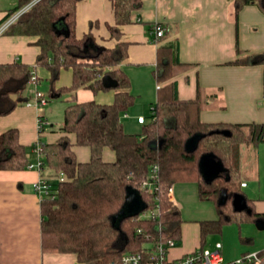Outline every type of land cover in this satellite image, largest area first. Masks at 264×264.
Masks as SVG:
<instances>
[{"label": "trees", "instance_id": "trees-1", "mask_svg": "<svg viewBox=\"0 0 264 264\" xmlns=\"http://www.w3.org/2000/svg\"><path fill=\"white\" fill-rule=\"evenodd\" d=\"M32 1L18 0L6 19ZM80 1L39 0L4 31L8 35L35 37L40 52L33 68L21 62L0 64V115L10 113L26 100L23 94L37 67L50 73L51 97L64 92L72 96L64 123L57 130L62 135L43 145L44 168L47 166L53 175L65 173L67 180L56 183L57 197L41 200L42 250L73 253L81 264H119L123 253L140 252L151 241L178 240L182 215L169 198L176 182L198 183L200 198L217 204L220 217L200 222L202 246L210 235L221 233L226 224L241 226L264 221V213L253 207L250 211H235L230 196L243 192L242 183L247 185L242 176L243 149L256 150L264 143V122L202 121L200 113L207 95L198 87L195 98L180 99L175 81H169L187 64L165 59L155 71L160 93L154 114L147 117L140 133L126 132L121 115L135 104L136 97L121 68L128 59V42L121 41V27L134 21L133 13L142 7V0H110L115 22L106 26L110 37L117 40L113 47L98 43L92 34L93 21L88 32L77 37L76 9ZM251 3L264 10V0H235L236 14ZM237 53L233 64H264V52H242L238 48ZM63 69L72 70V82L56 91ZM106 74L119 82L111 103L77 100L81 88L93 93L107 90L102 83ZM223 130L230 134H223ZM195 136V145L188 149V141ZM74 146L87 147L89 159L78 160ZM106 149L114 152V160L105 159ZM206 155L220 161L221 174L207 175L203 167ZM31 162L26 146L20 143L18 129L0 131V170H22ZM155 165L159 188L150 194L140 185ZM251 201L247 197L248 205ZM155 204L160 207L157 222L138 218Z\"/></svg>", "mask_w": 264, "mask_h": 264}, {"label": "crops", "instance_id": "crops-1", "mask_svg": "<svg viewBox=\"0 0 264 264\" xmlns=\"http://www.w3.org/2000/svg\"><path fill=\"white\" fill-rule=\"evenodd\" d=\"M18 0H0V25L13 10ZM235 0H142V7L133 13L134 21L122 26L121 41L128 42V59L121 64L130 81V90L135 95V104L122 114L121 120H129L140 129L127 131L140 133L148 121L151 108L155 107L159 95V83L155 76L158 64L163 60L187 64L173 76L180 99L197 96L198 87L207 95V101L200 118L208 123L264 122V64H233L238 48L242 52H264V10L256 3L242 7L238 14ZM96 22L92 34L100 45L113 47L117 42L110 37L106 24H114L115 17L110 0H82L76 9V35L82 37L89 30L90 22ZM170 28L163 37L156 39L154 24ZM35 37L24 35H0V64L21 62L36 67L40 49L34 43ZM66 85L72 82V70ZM38 88L43 77L49 78L46 68L37 67ZM27 90V89H26ZM115 88L93 93L81 88L77 92L79 102L95 100L109 104L114 99ZM33 93V91H32ZM26 100L33 95L26 91ZM15 98V96H13ZM72 100V96L70 95ZM25 101L8 114L0 115V131L16 128L20 143L26 146L29 159L34 162L36 154L33 145L38 140L37 120L42 116L49 121L51 109L28 105ZM149 110V114L147 112ZM146 117L145 123L138 121ZM40 137L43 143L59 139L62 133L54 130L53 124ZM63 125V124H62ZM61 125V126H62ZM124 125V123H123ZM60 126V127H61ZM125 129V128H124ZM71 140L74 136L70 134ZM261 148V144L258 146ZM77 159L86 161L90 157L87 147L74 146ZM105 159L114 160L115 154L105 150ZM42 172L53 176L47 166L43 171L25 168L22 170H0V264H81L73 253H54L42 250L41 200L34 184ZM248 180L253 181L248 183ZM241 193L247 201V210L253 207L264 213V159L259 158L257 174L246 180ZM255 188L259 195L255 196ZM192 194L197 199L196 182H176L172 186L170 200L179 207L183 220L184 202L190 196L177 193L178 190ZM250 194V195H249ZM263 194V195H262ZM211 202V201H208ZM233 202V197H232ZM212 203V202H211ZM205 218V217H199ZM213 219L217 220L215 216ZM201 219L183 220L178 245L171 249L172 258L180 257L199 247L214 248L222 243L224 258L231 261L242 254L264 249V227L256 223L226 224L217 238H207L202 246L200 237ZM212 236V235H210Z\"/></svg>", "mask_w": 264, "mask_h": 264}, {"label": "built area", "instance_id": "built-area-1", "mask_svg": "<svg viewBox=\"0 0 264 264\" xmlns=\"http://www.w3.org/2000/svg\"><path fill=\"white\" fill-rule=\"evenodd\" d=\"M39 0H33L30 4L10 16L6 21L0 25V35L17 20L18 16L28 10L33 4ZM167 32H170L169 27H165L160 23L154 24L155 38L159 39L163 37ZM30 84L34 86V99L26 101L28 105H34L38 108H43L49 101L48 97L38 90L39 80L35 72H32L30 78ZM264 104V101H263ZM155 107L151 108V114H154ZM127 115V114H125ZM138 121L140 123L146 122L144 116H139ZM50 123L46 121L41 115L38 116L37 128H38V140L33 145V152L36 154V160L28 165L29 169H37L42 171L45 166V155L43 151L44 143L40 137L45 131L50 128ZM67 180L65 173L60 172L58 175L46 176L41 175L39 180L35 182L34 189L39 196L40 200L43 198L54 199L57 197L56 183ZM158 166L153 167L152 172L145 178L140 189L146 193L154 194L158 191ZM242 186H246V183H242ZM172 187L169 191V198H171ZM160 217V207L158 204L151 209L143 211L139 215V219L150 220L157 222ZM178 240L174 238H167L164 240H154L146 245V248L140 252H125L122 254L119 264H264V251H252L242 254L241 256L228 261L222 254V243L217 242L215 247L204 248L199 247L189 253H186L180 257L172 258L170 251L172 248L178 245ZM111 264H117L112 262Z\"/></svg>", "mask_w": 264, "mask_h": 264}, {"label": "rangeland", "instance_id": "rangeland-1", "mask_svg": "<svg viewBox=\"0 0 264 264\" xmlns=\"http://www.w3.org/2000/svg\"><path fill=\"white\" fill-rule=\"evenodd\" d=\"M69 72H71L70 69H63L61 71L60 79L56 82L55 86L58 85V83H62L63 85H66V83H68L69 81L68 78ZM34 90H35L34 86L32 84H29L26 93L28 95L34 96ZM38 90L39 92L43 93L45 96L48 97L49 101L46 107H49V109H51L48 122L53 124L54 130H58L59 127L64 123L66 107L72 102L70 99L71 94L68 92H64L58 97H51L50 81L49 78H45V77H43V80L41 81ZM148 114H149V110L147 112V115ZM123 123H124V128L127 131L132 132L134 130L136 131L140 129V127L138 128L137 126H134L129 120H125ZM258 148H256V150L253 149V147L243 149L242 176L246 180L250 177L252 179V177H254L257 174L260 155L264 159V143L261 144L260 150H258ZM252 182L253 181L248 180V183H252ZM255 189H256L255 196H258L259 188H255ZM177 193L183 194L185 196L187 195L190 196L184 202L185 209L183 210V220L192 221L195 219H201V220L213 219L212 217L215 218V216L217 218L220 217V213L218 211L216 202L212 200H202L199 196V190H198L197 199L196 198L194 199L191 193L187 194V192H182L180 189L177 191ZM208 201H211L212 203ZM199 217H205V218H199ZM217 237L218 235L209 236V238H217Z\"/></svg>", "mask_w": 264, "mask_h": 264}, {"label": "water", "instance_id": "water-1", "mask_svg": "<svg viewBox=\"0 0 264 264\" xmlns=\"http://www.w3.org/2000/svg\"><path fill=\"white\" fill-rule=\"evenodd\" d=\"M102 83H103V86L105 88H117L118 84H119L118 80L113 78L112 75H110V74H106L102 77ZM217 132L219 133V131H217ZM222 133L225 135L230 134L228 130H223ZM196 140H197V136L193 137L190 141H188L187 148L188 149L193 148V146L196 143ZM203 167H204L207 175L210 177L218 176L219 174H221L223 172V167H222L220 161L211 155H206L204 157ZM230 196L233 197L232 205H233V208L235 211H244V210L248 211L247 210V201L241 193L232 194ZM256 225L258 227H264V221L257 220Z\"/></svg>", "mask_w": 264, "mask_h": 264}]
</instances>
